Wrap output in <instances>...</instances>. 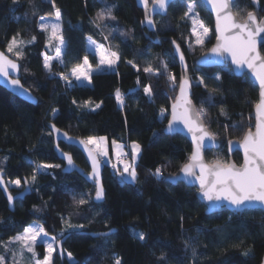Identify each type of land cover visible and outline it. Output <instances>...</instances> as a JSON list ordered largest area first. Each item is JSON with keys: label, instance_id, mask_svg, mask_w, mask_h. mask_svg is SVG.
<instances>
[{"label": "trees", "instance_id": "trees-1", "mask_svg": "<svg viewBox=\"0 0 264 264\" xmlns=\"http://www.w3.org/2000/svg\"><path fill=\"white\" fill-rule=\"evenodd\" d=\"M188 1L192 0H176L166 16H155V32H150L142 27L143 13L134 0H0V50L15 59L7 53L9 41L16 36L24 42V55L18 61L19 79L36 98L34 104L28 103L0 87V171L6 182L20 179L23 184L22 179L28 178L30 186V194L17 199L13 211L0 190V242L5 243L36 221L51 235H67L62 244L65 257L61 261L55 252L54 264H115L117 257L122 264H261L262 211L206 214L196 188L165 180L178 173L191 151L182 135L163 132L181 76L171 41L180 46L188 64L196 110L204 109V125L221 141L219 149L205 152L207 162H228L226 143L240 140L252 129L253 108L258 100L257 88L246 75L236 77L229 66L195 65V60L212 45L214 33L210 14L194 0L195 10L210 33L203 46L194 43L191 22L184 17ZM53 3L61 11L66 44L63 63L53 61L49 72L43 67L44 58L53 55L54 50L46 47L47 35L38 24L41 17L53 14ZM107 7L113 8L115 19L97 28L93 23L96 12ZM232 8L234 13L239 12V19L248 11L261 17L264 0H258L257 6L251 0H235ZM89 36L118 51L120 59L112 71L93 73L90 85L72 79L69 86L60 73H68L85 55L91 65L96 64L86 49ZM155 38L159 43L154 42ZM260 50L264 56V48ZM146 67L153 72H145ZM169 74L175 76V82ZM217 74L222 77L219 81L214 79ZM145 86L151 87V96L145 95ZM117 89L123 104L116 99ZM86 100L91 101L90 105H84ZM96 104L101 106L95 108ZM162 108L166 110L163 116ZM53 109L57 110L55 114ZM50 123L78 138L105 136L108 140L138 143L137 180L129 182L121 177L123 181H117V171L104 163L105 197L103 202L94 203V182H87L76 172L62 171ZM58 146L88 172L77 148L61 142ZM231 158L240 164L238 152H233ZM42 163L60 167L37 174L32 183L33 170ZM157 168L163 173L160 177L154 175ZM85 194L89 202L78 205L75 201ZM106 231L112 232L107 237L91 235ZM140 232L146 234L143 241L138 238ZM2 248L0 244V254ZM38 248L42 253L41 245ZM69 252L71 262L66 259Z\"/></svg>", "mask_w": 264, "mask_h": 264}, {"label": "snow or ice", "instance_id": "snow-or-ice-1", "mask_svg": "<svg viewBox=\"0 0 264 264\" xmlns=\"http://www.w3.org/2000/svg\"><path fill=\"white\" fill-rule=\"evenodd\" d=\"M139 2L145 7V21L149 26H154L155 21L151 18L153 12H166L170 6L171 0H152L153 7L149 8L148 0H139ZM208 4H211L212 10L216 15V44L210 49L216 57L221 58L225 62L230 58L231 64L235 65L236 69L247 68L250 70L252 76L259 83L260 99L256 103V131L253 133L251 130L245 133L243 139L239 142V147L243 149L244 161L243 165L237 167L235 164H222L219 160L213 164H205L202 158V149L205 147L207 141H215V135L208 132L203 123V118L206 113L203 108L196 110L192 105L191 100L188 98V88L190 81L187 77L180 80V95L177 96L176 102L172 104V118L169 120L167 131L171 132L176 128L177 123L183 124L192 135L193 151L189 157V163L184 164L180 172L187 178H194V181L199 184V193L201 197L208 201L210 204L216 201H226L228 205L236 210H244L248 207L255 206L256 204L264 205V56L260 54L258 50V43L260 40H264V18L258 17L254 11H248L246 16L242 19H237L239 12L234 13L232 5L235 0H207ZM258 0H252V4L256 5ZM55 8V4L53 3ZM114 7V6H113ZM187 10L184 12V17L192 20V35L195 37V44L203 46L207 39L210 38L208 27L204 22L199 19L197 15H190L194 13L196 3L194 0L186 5ZM43 17L41 20L43 21ZM55 19L57 23L51 25L47 23H40L39 28L41 31L49 33L46 41V47H50L55 44L56 54L54 57L45 56L43 67L49 72L52 70L53 60H58L63 63L61 59L62 53L66 41L63 36V29L61 26V11L59 8H55ZM113 8H101L96 12L93 23L97 28L102 26V22L106 20H114ZM89 46L94 49L95 55L99 58L97 64V70L101 68H112L120 59L118 51H111L105 48L103 44L96 43L91 36L88 38ZM108 39L107 36L104 37ZM35 40V37H32ZM24 42L18 40L16 36L12 37L7 45V53L12 54L15 59L10 58L5 52H0V77H3L8 84L14 88H22L21 82L18 78H12L13 73H17L21 65L18 61L23 57L24 51L21 45ZM176 46V52L180 54V60L183 63L184 56L180 53V47L175 41L172 42ZM264 48V44L260 45ZM132 64L134 68L137 66ZM165 70L167 65H164ZM186 68V65H185ZM231 70V69H230ZM93 71L91 64L89 63L88 56L85 55L82 63L76 64L70 69L68 73H60V78L65 80L69 86L72 85V79L76 81L86 80L91 83V72ZM145 72L152 73L151 67H146ZM169 78L175 82V76L169 74ZM219 81L222 79L220 74L214 77ZM139 83V80L137 81ZM204 83L203 80L200 81ZM207 87V85H205ZM27 92V89H23ZM215 91V89H213ZM144 93L147 96H151L152 89L150 86L144 87ZM118 103L123 104V96L119 89L115 92ZM73 103L77 101L73 100ZM91 101H84V105H90ZM101 105L96 104L95 108H99ZM95 110V109H93ZM165 109H161V116L164 115ZM57 112L53 109V113ZM53 133L59 135L60 130L56 128L55 124L51 125ZM155 135V134H154ZM63 136L71 140L68 133H63ZM105 137H87L86 139H80L79 144L83 145L85 151L88 153L89 159L92 163V171L89 173V179L95 181V200L99 201L104 198L105 192L100 180V163L97 159V155L105 157L108 155L105 147ZM229 146L233 147V142L230 140ZM123 145L118 144L115 140L112 142L113 152L116 157V163L112 164L114 169L119 171V166L122 165L123 171L120 175H125L130 178L132 182L137 180L136 161L141 151V146L133 142L131 144V159L126 160L128 155L123 151ZM63 158L67 160L68 165H73L72 156L69 153H63ZM7 159V158H5ZM59 164L42 163L37 165L33 170V174L30 177L32 183H35L37 174H41L42 170L50 168H59ZM196 169L199 170L197 175ZM43 174H47L43 171ZM154 175L160 177L163 175L160 168L155 170ZM170 179H177L171 177ZM15 185V187H21V180L16 179L9 182ZM3 174L0 173V185H4ZM24 186L29 185V179L26 178L23 181ZM4 191L8 192L7 186L4 187ZM8 201L12 203L15 197L8 193ZM78 205H85L89 202L88 195H82L78 201H75ZM69 227H73L69 224ZM76 227L83 228V225ZM98 236L107 237L109 233H99ZM138 238L143 241L146 239V234L140 232L137 234ZM63 232L60 237L52 236L48 238V232L43 226L30 225L26 227L22 234H17L14 237L9 238L7 243L0 242L5 250L8 249L9 244H19L22 249L28 253H31V258L34 260V264H54L53 253L60 248L62 251ZM43 245L45 248V255L43 260L37 258L36 248L38 245ZM247 255L248 253H244ZM17 254L13 252L15 258ZM23 255V252L20 254ZM69 259L72 258V254L68 253ZM163 259V257H161ZM7 257L0 255V264H6ZM15 264H20V261L16 260ZM115 264H122L119 257L116 258ZM264 264V262H262Z\"/></svg>", "mask_w": 264, "mask_h": 264}, {"label": "water", "instance_id": "water-1", "mask_svg": "<svg viewBox=\"0 0 264 264\" xmlns=\"http://www.w3.org/2000/svg\"><path fill=\"white\" fill-rule=\"evenodd\" d=\"M174 1L176 0H171V3H173ZM202 6L204 7V9L210 14L211 16V19H212V29H213V33H214V41L212 43V45L207 49V51L202 54L201 56H199L196 60H195V65L196 66H199V67H205V68H211V67H224V66H229L231 71L233 72V74L236 76V77H240V76H243V75H246V77L253 83V85L257 88V91H258V100H257V103L259 102V99H260V96H259V93H260V88H259V83L258 81L255 80V77L252 76L250 70H248L247 68H244V69H236L235 68V65H232L231 64V60L230 58L225 62L224 60H222L221 58L219 57H216L213 53L210 52V49L215 46L216 44V35H215V29H216V15L215 13L213 12L212 10V6L211 4H208L207 3V0H198ZM135 2V5L138 9H140L143 13V22H142V27L146 28L148 31L150 32H155V25L154 26H149L147 24V22L145 21V7L144 5H142L139 0H134ZM170 3V4H171ZM148 6L149 8H152L153 7V2H150L148 0ZM169 8V7H168ZM168 8L166 10V12H159V11H156V12H153L151 14V18L154 20V17L155 16H166L167 14V11H168ZM261 18H264V14L261 16ZM237 19H239L237 17ZM264 35V34H262ZM154 42L155 43H159V40L158 38H155L154 39ZM173 41H171V48H172V54L174 55V57L176 58V61H177V64L179 66V70L181 72V76H180V79H179V82H178V87H177V91H176V95L174 97V100L173 102L171 103L170 107H169V111H168V119H167V122H166V125L163 129V132L167 135H174V134H180L182 135L190 144L191 146V151H190V155L189 157L191 156V153L193 151V142H192V135L191 133H189L187 131V129L184 128L183 124H180V123H177L176 125V128L169 132L167 131V128H168V123H169V120H171L172 118V104L176 102V98L177 96L180 95V80L184 77H187L188 80L190 81V78H189V72H188V64L185 60V57H184V61L183 63L181 62L180 60V54L176 52V46L172 43ZM177 44V43H176ZM261 44H264V40H260V42L258 43L257 47H258V50L260 51V54L262 55L261 53V50H260V45ZM180 47V46H179ZM0 52H3L2 50H0ZM180 53L183 54L181 48H180ZM184 56V54H183ZM263 56V55H262ZM11 58V57H10ZM19 63V62H18ZM20 64V63H19ZM185 65H186V68H185ZM20 77V68H19V71L17 73H13L12 74V78H18L19 79ZM20 80V79H19ZM22 85V84H21ZM0 87L6 89L9 93L13 94L14 96L20 98L21 100L23 101H26L28 103H32L34 104L36 102V98L32 95V93L27 89L25 88L23 85H22V88H14L13 86H11L10 84H8V82L3 78V77H0ZM23 89H27L28 91L27 92H24ZM188 98L191 100L192 102V105L194 106V108L196 109L193 101H192V85H191V82H190V86L188 88ZM253 119H254V123H253V127L252 129H249L251 130L253 133H255L256 131V122H257V114H256V108L254 106L253 108ZM53 123H50L49 124V129H50V132L53 136V141H54V151L56 152L57 154V157L62 161V171L64 173H72V172H76L77 174H79L80 176H82L87 182H94L95 184V181L92 180V179H89V173L92 171V163H91V160L89 159V156H88V153L85 151L83 145L79 144V140L80 139H83V138H78V137H74V136H70L68 135L69 137H71V140H68L66 139L64 136H63V133H65L64 131L60 130V133L59 135H57L56 133H53L52 130H51V125ZM205 126V125H204ZM57 128V127H56ZM205 128L208 130V128L205 126ZM249 130H247L246 132H248ZM208 132H210L208 130ZM245 132V133H246ZM211 133V132H210ZM245 135V134H244ZM243 135V136H244ZM243 139V137L240 139V140H235V139H232L231 141L233 142V147H230L229 146V141H227L226 143V152H227V155L229 157V160L226 164H235L237 167H240L243 165V161H244V152H243V149L239 147V142ZM61 142L65 145H68V146H72V147H75L77 148L80 153L82 154L86 164H87V167H88V172H84L73 160V165L72 166H69L68 165V162L66 159L63 158V153H67L65 151H63L59 146H58V143ZM220 145H221V141L220 140H217L215 138V141L212 142V141H207L206 142V145L205 147L202 149V158H203V162L205 164H213L214 162H207L206 159H205V152L207 150H217L220 148ZM233 152H238L240 155H241V162L240 164H236L232 158H231V155L233 154ZM71 155V154H70ZM97 159L100 160V158L97 156ZM101 161V160H100ZM186 163H189V158H188V161ZM185 163V164H186ZM103 169H104V163L101 161L100 163V180H101V183H102V172H103ZM181 169V168H180ZM0 173L3 174V180L5 181V184L4 185H0V190L2 192V194L4 195L7 203H8V209L10 211H13L14 210V202L17 200V199H23L26 195L30 194V186L28 185L27 187L24 186L23 184V187L21 190L15 192V193H11L8 185H7V182L4 178V172L3 171H0ZM196 173L197 175L199 174V170L196 169ZM171 177H176L177 179L173 180V179H170ZM114 178L117 180V181H123L122 178L119 176V175H115ZM25 179L23 178L22 179V183ZM166 181H168L169 183L171 184H176V183H183L184 185L188 186V187H194L196 188L197 190V193H196V196L197 198L205 205V213L206 214H211V213H214V212H218V211H222V210H227V211H232V212H242L244 210H253V209H257V210H260L264 213V205H259V204H256L255 206H252V207H248L244 210H236L234 208H232L230 205H228V203L226 201H216L212 204H210L208 201L204 200L200 193H199V184L197 182L194 181V178H185L183 176V174L180 172V170L178 171V173L176 175H172V176H168L165 178ZM7 186L8 188V192H5L4 191V187ZM11 193V195L13 197H15V199L13 200L12 203H9L8 201V193ZM105 192V190H104ZM105 197V195H104ZM93 202L94 203H100V202H103L104 201V198L102 200H95V193L93 195V198H92ZM112 231H106V232H100V233H111ZM97 234L99 233H92L91 235L93 237H96L98 236ZM67 235H64L63 237H61V240H62V244L65 240ZM56 255L58 256V258L62 261L65 257V251L62 247V251L60 248H58L56 250ZM262 262H264V254H263V257H262V261H261V264Z\"/></svg>", "mask_w": 264, "mask_h": 264}, {"label": "rangeland", "instance_id": "rangeland-1", "mask_svg": "<svg viewBox=\"0 0 264 264\" xmlns=\"http://www.w3.org/2000/svg\"><path fill=\"white\" fill-rule=\"evenodd\" d=\"M252 1V0H251ZM150 2H152V0H150ZM189 2H192V1H188L187 2V4L189 3ZM258 5V3L255 5V6H257ZM198 13H197V11L195 10L194 11V13H192V14H190V15H197ZM199 16V15H198ZM44 19H43V21L40 19L39 21V24L40 23H47V24H49V25H51L52 23H57V21H56V19H55V9H54V12H53V14L51 15V16H45V17H43ZM199 19L200 20H202L201 18H200V16H199ZM190 20V22H191V34H192V27H193V25H192V20L191 19H189ZM60 23H61V21H60ZM39 24H38V27H39ZM206 26V25H205ZM207 27V26H206ZM40 29V28H39ZM45 32V31H44ZM46 33V35H47V38H48V36H49V33L48 32H45ZM193 36V35H192ZM193 38H194V43H195V37L193 36ZM96 43H98V44H102V43H99V42H96ZM104 46H105V48H107V49H110L111 50V48L107 45V44H103ZM197 45V44H196ZM51 47V49H53L54 50V54L53 55H51L50 57H54L55 56V54H56V51H55V44H53L52 46H50ZM49 47V48H50ZM86 49L95 57V60H96V64L95 65H91L92 66V69H93V71L91 72V75L93 74V73H96V72H100V71H112L113 70V68H114V66L112 67V68H101V69H99V70H97V64L99 63V58H98V56H96L95 55V52H94V49L92 48V47H90L89 46V41H88V39H86ZM112 51V50H111ZM64 52V51H63ZM62 55H63V53H62ZM61 59H62V57H61ZM53 61H58V60H53ZM58 62H60V61H58ZM82 62H83V60H82ZM81 62V63H82ZM90 63V62H89ZM74 79V78H73ZM75 80V79H74ZM76 81V80H75ZM78 84H80V85H90V83L88 82V81H86V80H81V81H76ZM99 137H105V136H99ZM99 137H94V138H99ZM106 139H105V147H106V149H107V152H108V155L107 156H105V157H100V156H98L100 159H101V161L102 162H104L106 165H108L109 166V168L111 169V170H116L117 171V173H118V175L120 176V177H122L121 175H120V172H122L123 171V167H122V165H120L119 166V171L117 170V169H114L113 167H112V164H114V163H116L117 161H116V157H115V154H114V152H113V148H112V142L115 140V139H111V140H108L107 139V137H105ZM118 144H121V145H123L124 147H123V151L125 152V153H127L128 155L125 157V159L126 160H130L131 159V144L133 143V142H121V141H119V140H115ZM139 156V155H138ZM138 159V158H137ZM137 162V161H136ZM43 171H46V173H48L49 172V169H47V170H42V173L41 174H43ZM125 181H129V182H132L131 180H130V178H128L126 175L124 176V177H122ZM10 181H7V185H8V187H13V188H15V189H18L17 187H15V185H13V184H10L9 183ZM30 225H39V226H41L39 223H37L36 221H32V222H30L29 224H28V226H30ZM27 226V227H28ZM24 231V230H23ZM23 231L22 232H20V233H18V234H22L23 233ZM17 235V234H16ZM15 235V236H16ZM52 236H57V237H59L60 236V234H56V235H51V234H49L48 233V238L50 239ZM9 240V239H8ZM8 240L5 242V243H7L8 242ZM39 246V245H38ZM38 246H37V248H36V253H37V258L38 259H40V260H43V258H44V255H45V248H44V246L41 244V247H42V253L39 251V248H38ZM8 249L9 250H5V248L3 247L2 248V253L0 254V255H4V256H6L7 257V261H6V264H15V261L16 260H18V261H20V264H34V260H32V259H30L31 258V253H28V252H26L25 250H23L22 249V247H21V245H19V244H9L8 245ZM13 252H15L17 255L15 256V258L13 257ZM21 252H23V255L21 256L20 254H21ZM56 252V251H55ZM55 252L53 253V260H54V256H55ZM41 254V255H40ZM66 259H67V261H69V262H71L72 261V258L71 259H69V257H68V254H66Z\"/></svg>", "mask_w": 264, "mask_h": 264}, {"label": "flooded vegetation", "instance_id": "flooded-vegetation-1", "mask_svg": "<svg viewBox=\"0 0 264 264\" xmlns=\"http://www.w3.org/2000/svg\"><path fill=\"white\" fill-rule=\"evenodd\" d=\"M88 171H89V170H88ZM22 187H23V184H21V187H20V188H18V189H17V191L21 190V189H22ZM11 188H13V187H9V189H10V190H11ZM17 191H14V192H11V193L13 194V193H15V192H17Z\"/></svg>", "mask_w": 264, "mask_h": 264}, {"label": "clouds", "instance_id": "clouds-1", "mask_svg": "<svg viewBox=\"0 0 264 264\" xmlns=\"http://www.w3.org/2000/svg\"><path fill=\"white\" fill-rule=\"evenodd\" d=\"M101 160V159H100ZM104 163V162H103Z\"/></svg>", "mask_w": 264, "mask_h": 264}]
</instances>
